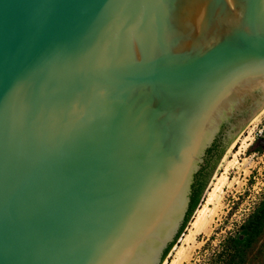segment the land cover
<instances>
[{
	"label": "water",
	"instance_id": "obj_1",
	"mask_svg": "<svg viewBox=\"0 0 264 264\" xmlns=\"http://www.w3.org/2000/svg\"><path fill=\"white\" fill-rule=\"evenodd\" d=\"M263 108L264 0H0V264H161Z\"/></svg>",
	"mask_w": 264,
	"mask_h": 264
},
{
	"label": "rangeland",
	"instance_id": "obj_2",
	"mask_svg": "<svg viewBox=\"0 0 264 264\" xmlns=\"http://www.w3.org/2000/svg\"><path fill=\"white\" fill-rule=\"evenodd\" d=\"M229 146L211 155L198 204L161 264H264V111ZM224 175L209 226L194 231L191 222Z\"/></svg>",
	"mask_w": 264,
	"mask_h": 264
},
{
	"label": "trees",
	"instance_id": "obj_3",
	"mask_svg": "<svg viewBox=\"0 0 264 264\" xmlns=\"http://www.w3.org/2000/svg\"><path fill=\"white\" fill-rule=\"evenodd\" d=\"M216 145L217 144L214 143L207 150L206 157H205V160H204V164L202 165L201 169L195 174L194 181L192 183V190H191V194H190L189 206H188L185 218H184V222L181 225L177 236L182 232V230L185 227L187 221L189 220L192 212L194 211L195 207L198 204V201H199L200 196L202 194V191H203V189H204V187L206 185V181H207V178H208V175H209V170H207V166H208V163H209V159H210V157L212 155L211 151ZM220 155H221V150L218 152L217 157H219ZM175 240H176V237H175L174 241L171 242L167 246V248L164 250L163 257H162L163 259L167 255V253L170 250V248L173 246Z\"/></svg>",
	"mask_w": 264,
	"mask_h": 264
},
{
	"label": "bare ground",
	"instance_id": "obj_4",
	"mask_svg": "<svg viewBox=\"0 0 264 264\" xmlns=\"http://www.w3.org/2000/svg\"><path fill=\"white\" fill-rule=\"evenodd\" d=\"M263 111H264V108L256 116H254V118L252 119V122H254L256 119H258V117L262 114ZM232 143H231V145H232ZM227 181H228V179L224 175L223 179H221L217 184H215V186L210 191H208V197L206 199L205 209L203 208L199 212V215L196 216L194 221L191 222V224H192L191 228L194 231L198 232V231L204 230L206 228V226L209 224V222H211V219L215 214L216 207H217V204L219 202V193L221 192V190H223ZM207 205H208L209 209L206 211ZM210 206H213V207H210ZM217 210H218V208H217Z\"/></svg>",
	"mask_w": 264,
	"mask_h": 264
},
{
	"label": "flooded vegetation",
	"instance_id": "obj_5",
	"mask_svg": "<svg viewBox=\"0 0 264 264\" xmlns=\"http://www.w3.org/2000/svg\"><path fill=\"white\" fill-rule=\"evenodd\" d=\"M217 144V143H216ZM221 149L218 147V144L212 149L211 153H212V156H217L218 152L220 151Z\"/></svg>",
	"mask_w": 264,
	"mask_h": 264
}]
</instances>
